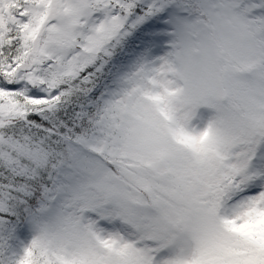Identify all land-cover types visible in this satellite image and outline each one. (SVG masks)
Listing matches in <instances>:
<instances>
[{
    "label": "snow or ice",
    "instance_id": "6c2138e0",
    "mask_svg": "<svg viewBox=\"0 0 264 264\" xmlns=\"http://www.w3.org/2000/svg\"><path fill=\"white\" fill-rule=\"evenodd\" d=\"M0 264H264V0H0Z\"/></svg>",
    "mask_w": 264,
    "mask_h": 264
}]
</instances>
